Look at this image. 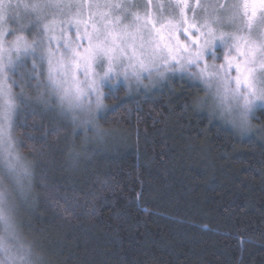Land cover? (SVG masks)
I'll return each mask as SVG.
<instances>
[{
    "label": "trees",
    "instance_id": "1",
    "mask_svg": "<svg viewBox=\"0 0 264 264\" xmlns=\"http://www.w3.org/2000/svg\"><path fill=\"white\" fill-rule=\"evenodd\" d=\"M122 92L92 143L19 106L13 132L33 170L25 237L43 238L53 264H264V139L211 118L182 78Z\"/></svg>",
    "mask_w": 264,
    "mask_h": 264
},
{
    "label": "snow or ice",
    "instance_id": "2",
    "mask_svg": "<svg viewBox=\"0 0 264 264\" xmlns=\"http://www.w3.org/2000/svg\"><path fill=\"white\" fill-rule=\"evenodd\" d=\"M60 7L62 5L48 2V0H0V134H3L4 126L10 122L17 107L15 103L17 97L12 93V88L16 86L17 81L11 80L9 73L17 75L19 72L21 82L25 79L35 80V86L43 89L42 102L45 104L51 102L59 106L62 114L75 112L77 109L87 110L90 113L93 110V104L96 111L102 108L104 93L99 89L105 79L111 78L110 74L113 73L117 64L124 66L126 79L130 72L139 81L141 73L148 72L151 75L153 70L161 78L164 77V72L158 67L157 61L164 59L165 66L169 65V59H165L163 55L165 50L168 57L176 60L177 63H180L177 55L181 54V51L187 53L185 59L188 67H199L200 62L209 57L212 60L218 59L217 52L213 50L217 40L215 31L209 27L207 20L201 26L195 22V17L191 21L187 18L184 11L190 7L187 0H183L182 21L176 24L169 22L157 27L158 21L150 18L144 19L141 23V17L137 13H132V21L125 24L127 14L114 15V10L126 9L131 7L130 5L98 3L89 7L108 9L107 12L99 14L101 26L93 23L91 32L86 30L83 35L77 32L76 42L66 38L63 31L59 37L47 35L50 31L48 24L44 25L43 34L37 32L36 38L31 43L24 35H15L13 41H8L9 36L25 31L23 18L35 15L39 23L42 18H46L44 13L47 10ZM230 7L236 9L238 6ZM259 7L264 9V0H259ZM220 8L227 10L229 6L221 5ZM248 8L249 5L245 4L243 17H239V13L234 11L228 18L232 24H235L237 18L240 19L237 34L222 33L219 36L221 45H227L229 48V52L224 57L225 63L220 64L219 68L205 63V66L199 69V79L205 86L206 95L211 94L215 105L221 110V115L223 116L226 112L231 116L235 110L241 119L242 126L247 125L251 118H255L254 109L257 104L264 106V89L255 87L253 75L257 62L264 71V42H261L259 37L253 42L251 33L248 37L239 34L243 31L244 18H248L247 23L251 26L256 17L257 5H251V16H249ZM16 23L20 24L19 28L8 26ZM214 23L222 26L221 18L217 16ZM148 25H151V29ZM71 27L70 21L69 31ZM181 28H183V40L191 41V44L182 42ZM204 29H207L206 33ZM166 30L169 31L167 39L163 35ZM173 30L175 45L171 44ZM200 36L206 37L203 44L199 43ZM157 37H159L158 40ZM45 39L47 45H45ZM85 40H87V46H85ZM229 40L233 43L229 44ZM73 43L75 47L72 46ZM233 49L237 54L236 57L232 56ZM28 57L33 59L30 69H27ZM45 62L47 64L46 82L44 81ZM105 62H107V69L104 77L98 78L99 74L95 69L104 65ZM233 70L236 73L234 78L236 87H232L231 72ZM44 97L47 99H43ZM90 122V120L82 121L83 124ZM231 122L235 125V120ZM10 147L9 145L4 149V167L7 169V176L23 186V180L30 182L31 172L27 166L20 163L19 154L10 151ZM5 203L4 193L0 191V221L8 220L5 214Z\"/></svg>",
    "mask_w": 264,
    "mask_h": 264
},
{
    "label": "rangeland",
    "instance_id": "3",
    "mask_svg": "<svg viewBox=\"0 0 264 264\" xmlns=\"http://www.w3.org/2000/svg\"><path fill=\"white\" fill-rule=\"evenodd\" d=\"M48 2L60 4L62 7L47 10L44 13L46 18H42L39 23H37L35 15L23 18L22 23L25 26V31L17 32L13 36H9L8 41H13L15 39V35H24L29 43H31L32 40L36 38L37 32H41L43 34V27L45 24H48L50 25V31L47 33V35L59 37L61 31H63L66 38L76 42L77 32H79L80 35H83L86 30L91 32L93 23L101 26L99 14L101 12H107L108 9L89 7V5H95L98 3H121L126 6L130 5L131 7H127L126 9L114 10V15L123 16L127 14V19L124 20L125 24L132 21V13H137L140 15L141 23H143L144 19L149 18L158 21L157 27H160L163 24H168L169 22L176 24L182 21L181 10L183 8V0H48ZM187 3L190 6L189 8L184 9L187 18L191 21L193 20V17H195V22L201 26H203L205 20H207L209 22V27L215 31L217 40L215 41V48L213 50L217 52L218 59L212 60L209 57L206 60H202L199 67H188L186 66L185 59L187 57V53H183L181 51V54L177 55V60H179L180 63H177L176 60H171L168 57V53L165 50L163 55L165 59H169V65L167 67L165 66L164 59H159L157 61L158 67L164 72V77L161 78V76L153 70L151 75H149L148 72L141 73V79L139 81L134 76H132L130 72L128 78L126 79L124 76V66L117 64L113 70V73L110 74L111 78L105 79L99 89L100 92L104 93L103 106L99 111L95 110V106L93 104V110L90 113L87 110L81 111L77 109L75 112L62 114V110L59 106L51 102L47 104L42 102L41 92L43 89H38L35 86V80L28 81L25 79L23 82H21L19 79V72H17V75H12L9 73L10 79L17 81L16 86L12 88L13 95L17 97L15 100L17 107L15 112L12 114L10 122L4 126L3 134H0V176L7 174V169L4 167L3 157L5 155L4 149L9 145L11 146L10 151H12L14 154H19L21 156L20 163L26 162V166L31 172L30 182L26 179L22 181L23 185L29 184L30 187L27 198L17 203L19 197L14 193L13 196L15 199H10L8 204L9 230L17 244L26 245L29 243V240L25 237L21 229V221L24 209L28 207L33 201L32 166L29 160L19 151L18 140L13 132L14 121L21 104L35 105L41 108L43 111L51 110L55 112L58 116L70 122L76 129H80L79 131H82L84 135L83 141L92 143L95 139H98L100 136H102V134H105L99 125V118L112 109V104L115 103V101L110 104L107 103V101L111 99L114 100L119 97V89L123 91V94L119 99L129 100L140 96L149 97L160 91L168 80L173 78H182L187 81H191L200 87L201 92L203 93L200 103L207 110L211 118L231 128L243 138L248 137L264 139V106L257 104L256 108L254 109L255 118L250 119V130L241 131L231 122L236 114L235 110L231 116L226 112L222 116L220 108L215 105L211 94L206 95L205 86L199 79V69L203 68L205 63L209 66L214 65L216 68H219L220 64L225 63L224 57L229 52V48L227 45H221L219 36L222 33L233 35L237 34L236 30L237 27L240 26V19L237 18L235 24H232L229 22L228 18L232 16L234 11L239 13V17H243L245 4L249 5V16H251L252 11L251 5H257L256 17L252 21L251 26L248 25V18L245 17L243 31L239 34L248 37L249 33H251V39L253 42L256 41L257 37L260 38L261 42H264V9L259 7V0H187ZM221 5H228L229 8L227 10H222L220 8ZM232 5H237L238 7L236 9H232L230 7ZM217 16L221 18L222 26H218L214 23ZM70 21L72 23V27L69 31ZM8 26L12 28H19L20 24L16 23L10 24ZM148 28L151 29V25H148ZM204 31L206 33L207 29H204ZM182 33L183 28H181V36ZM163 35L167 39L169 37V31L166 30ZM197 35H199V33H197ZM145 36L147 37V32H145ZM205 38V36H200L199 43L203 44ZM156 39L158 40L159 37ZM182 42L191 44V41L183 40V36ZM231 43H233V41L229 40V44ZM171 44H176L174 30L171 34ZM45 45H47L46 39ZM72 46L75 47V43H73ZM85 46H87V40H85ZM53 47H55V44H53ZM232 56H237L234 49L232 50ZM32 63V57H28L27 69L31 68ZM125 63H127V61H125ZM181 65H185V67H181ZM254 67L255 72L253 75L255 77V87L258 89H264V71L261 70L259 62H257ZM44 68V81L46 82V62ZM106 69L107 62L95 69V71L99 74L98 78L104 77ZM225 71H227V68H225ZM235 75L236 73L233 70L231 72V76L233 78L232 87H236L234 79ZM43 99H47V97H44ZM92 99L94 100L95 98L93 97ZM73 117H75V119ZM86 120H90L91 122L83 124L82 121ZM17 222L19 223V229L16 227Z\"/></svg>",
    "mask_w": 264,
    "mask_h": 264
},
{
    "label": "clouds",
    "instance_id": "4",
    "mask_svg": "<svg viewBox=\"0 0 264 264\" xmlns=\"http://www.w3.org/2000/svg\"><path fill=\"white\" fill-rule=\"evenodd\" d=\"M233 120H235V126L239 130H250V121L247 125L242 126L238 114H235ZM72 162L75 163V160ZM21 164L26 166V162ZM0 191L4 193V199L6 201L4 205L5 214L8 216L9 200L15 199L13 194L15 193L16 196L19 197L17 201V203H19L27 198L30 187L29 184L23 186L17 184L15 180L5 174L0 176ZM16 227L19 229L18 222ZM9 228L8 220L0 221V264H53L43 238L30 234L28 237L29 243L26 245H19L15 242Z\"/></svg>",
    "mask_w": 264,
    "mask_h": 264
}]
</instances>
